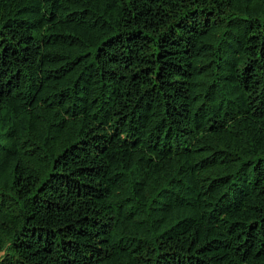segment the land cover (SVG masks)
Masks as SVG:
<instances>
[{
  "label": "trees",
  "instance_id": "obj_1",
  "mask_svg": "<svg viewBox=\"0 0 264 264\" xmlns=\"http://www.w3.org/2000/svg\"><path fill=\"white\" fill-rule=\"evenodd\" d=\"M0 264H264V0H0Z\"/></svg>",
  "mask_w": 264,
  "mask_h": 264
}]
</instances>
